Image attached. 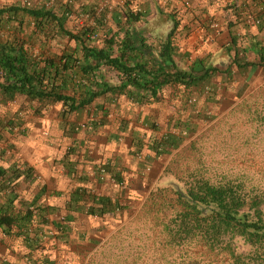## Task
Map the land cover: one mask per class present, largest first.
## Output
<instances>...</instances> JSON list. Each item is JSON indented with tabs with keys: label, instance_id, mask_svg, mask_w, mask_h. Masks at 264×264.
I'll list each match as a JSON object with an SVG mask.
<instances>
[{
	"label": "crops",
	"instance_id": "obj_1",
	"mask_svg": "<svg viewBox=\"0 0 264 264\" xmlns=\"http://www.w3.org/2000/svg\"><path fill=\"white\" fill-rule=\"evenodd\" d=\"M99 1L83 4L88 9ZM102 4L108 7L110 25L140 30L147 43L158 48L175 25L173 57L183 70L198 60L204 67H214L213 75L225 77L264 67L260 62L264 0H102ZM135 14L138 18L133 20L130 15ZM31 23V32L42 33L32 19ZM145 31L165 35L154 39ZM72 41V48L62 46L61 52L51 54L78 50ZM47 43L58 45L54 40ZM182 57L190 60L187 68L179 65ZM207 58L214 63L205 64ZM219 60L227 64L219 68ZM172 85L142 103L124 94L106 95L71 112L60 102L31 100L23 94L8 97L0 89V219L4 215L18 219L10 227L0 224V264H77V248L97 237L100 224L110 226L134 199L153 188L173 149L157 152L155 144L166 135L180 140L173 128L178 114L173 106L170 113L176 93L165 89ZM92 197L109 199L110 206L92 214L90 207L100 208Z\"/></svg>",
	"mask_w": 264,
	"mask_h": 264
},
{
	"label": "rangeland",
	"instance_id": "obj_2",
	"mask_svg": "<svg viewBox=\"0 0 264 264\" xmlns=\"http://www.w3.org/2000/svg\"><path fill=\"white\" fill-rule=\"evenodd\" d=\"M25 1L29 2L28 6L46 7L58 14L63 10L68 12H64L65 27L75 33L91 29L89 32L94 36L88 38L97 46L103 45L106 34L119 30L118 25H110L111 15L105 11L108 7L98 11L102 0L88 9L83 0H0V7L25 5ZM24 16L21 15L22 23L18 18L9 21L2 17L0 37L17 36L27 41L36 55L61 52L62 46L73 47L72 39L51 29L43 35L31 32V19ZM146 35L159 39L165 31L155 33L156 36L147 32ZM43 40L47 45L44 48ZM48 40L59 46L52 47ZM205 60V64L214 63L210 58ZM180 61V67L189 66V59L182 57ZM218 63L220 68L227 60ZM101 70L110 82H117L116 70L108 66H102ZM240 73L234 71L226 77L212 74L200 86H189L190 90L180 84L165 88L170 90L166 93H176L170 113H174V108L178 113L173 128L178 132L179 144L168 152L165 170L158 171V176L154 174L157 181L153 188L134 199L124 215L116 218L117 222L110 226L100 224L97 237L77 248V264H183L196 250L203 255L197 264L230 263L229 249L208 252L201 246L193 248L192 244L171 247L163 244L166 236L163 221L176 206L175 189H182L187 181L201 177L213 184H238L247 196L264 199V67L255 66ZM209 101L212 103L208 104ZM229 242L236 254L246 260L252 258L250 264H264L261 247L250 245L240 236L232 237Z\"/></svg>",
	"mask_w": 264,
	"mask_h": 264
},
{
	"label": "trees",
	"instance_id": "obj_3",
	"mask_svg": "<svg viewBox=\"0 0 264 264\" xmlns=\"http://www.w3.org/2000/svg\"><path fill=\"white\" fill-rule=\"evenodd\" d=\"M21 15L32 19L36 29L44 34L52 30L74 40L78 50L36 55L23 39L0 37V89L8 97L23 94L31 100L60 102L64 111L71 112L106 95L124 94L131 101L142 103L157 97L167 84L198 87L215 71L214 67H204L202 60L193 62L188 71L179 68L173 57L175 25L159 42V48L147 43L140 30L127 25H118L119 30L106 34L103 45L97 46L88 38L91 29L77 33L68 30L64 13L57 14L42 6L0 7V19L18 18L22 23ZM137 15L130 16L134 20ZM262 57L260 54V62L264 64ZM102 66L117 71V82L106 78ZM178 144L175 135H166L155 144V149L167 151ZM175 194L176 206L171 204L173 211L163 221L166 230L163 244L170 247L192 244L193 248L201 246L208 252L229 249V264H250L252 260L230 248L229 241L234 236L264 250V199L247 196L238 184H213L202 177L187 181L182 189H175ZM156 198L154 195L152 200ZM92 200L100 206L97 210L90 207L92 214L110 206L109 199L92 197ZM17 220L4 215L0 224L10 227ZM200 256L203 255L196 250L183 264H197L203 258Z\"/></svg>",
	"mask_w": 264,
	"mask_h": 264
},
{
	"label": "built area",
	"instance_id": "obj_4",
	"mask_svg": "<svg viewBox=\"0 0 264 264\" xmlns=\"http://www.w3.org/2000/svg\"><path fill=\"white\" fill-rule=\"evenodd\" d=\"M25 2H26L25 5L28 6L29 2H28V1H25ZM102 7H103V5H101L100 7H97L98 11H101V10H102V9H101ZM215 26H216V22L213 23V27H215ZM89 36H90V37H93L94 34H93L92 32H89ZM81 127H85V125L83 124V125H81ZM9 128H10V129H11V128L14 129L15 127H14V126H12V127L10 126ZM101 171H104V169L101 168ZM0 176H1V175H0ZM8 184L11 185V182H8Z\"/></svg>",
	"mask_w": 264,
	"mask_h": 264
}]
</instances>
